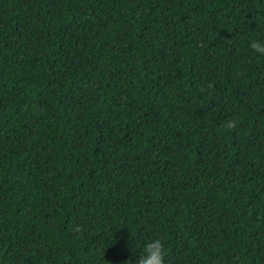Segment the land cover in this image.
<instances>
[{"label": "trees", "instance_id": "16d2710c", "mask_svg": "<svg viewBox=\"0 0 264 264\" xmlns=\"http://www.w3.org/2000/svg\"><path fill=\"white\" fill-rule=\"evenodd\" d=\"M251 39L264 0H0V264H264Z\"/></svg>", "mask_w": 264, "mask_h": 264}, {"label": "clouds", "instance_id": "9594fccd", "mask_svg": "<svg viewBox=\"0 0 264 264\" xmlns=\"http://www.w3.org/2000/svg\"><path fill=\"white\" fill-rule=\"evenodd\" d=\"M247 46L253 54L264 55V40L251 39ZM233 126V119H228L224 124L225 129H231ZM165 253L166 248L162 239L154 236L143 242L139 249V254L129 261L128 264H165Z\"/></svg>", "mask_w": 264, "mask_h": 264}]
</instances>
